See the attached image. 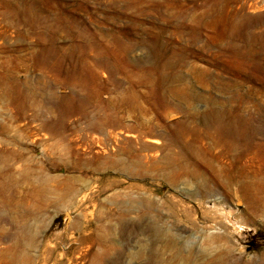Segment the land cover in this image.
Wrapping results in <instances>:
<instances>
[{
    "label": "rangeland",
    "instance_id": "obj_1",
    "mask_svg": "<svg viewBox=\"0 0 264 264\" xmlns=\"http://www.w3.org/2000/svg\"><path fill=\"white\" fill-rule=\"evenodd\" d=\"M217 107L264 124V0H0V264H264Z\"/></svg>",
    "mask_w": 264,
    "mask_h": 264
},
{
    "label": "bare ground",
    "instance_id": "obj_2",
    "mask_svg": "<svg viewBox=\"0 0 264 264\" xmlns=\"http://www.w3.org/2000/svg\"><path fill=\"white\" fill-rule=\"evenodd\" d=\"M223 34L224 35L228 34V30L225 29L223 31ZM72 102H73V97L67 96V98L65 99L67 114L71 113ZM63 103H64V101H63ZM205 119L211 125L219 128L226 135V137L231 141L230 143L232 145L249 146V144H251V142H252L251 141L252 138L255 136L257 131L258 132H260L261 130L264 131V128H263L264 124L262 122H258L257 120H255V118L251 114H248V115L243 114L240 110L229 111V110L222 108V107L213 108L207 114ZM252 145H253L252 147H255L257 151L264 150V143H262V142L256 143V144L252 143ZM259 152H261V151H259ZM249 189L251 190V188H249ZM258 192L261 193V190ZM151 231H153L155 237H157V238H159L164 233L160 228H157V227H154ZM209 233H213V232L210 231ZM219 235H220V238L218 237ZM221 235L222 234H217V236L213 235L210 237L207 236L209 244H215L218 242V240L220 242L222 239ZM223 254H224V252H223Z\"/></svg>",
    "mask_w": 264,
    "mask_h": 264
}]
</instances>
